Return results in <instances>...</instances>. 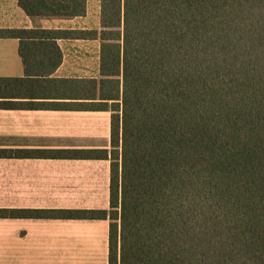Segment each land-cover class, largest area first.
I'll return each mask as SVG.
<instances>
[{
  "label": "trees",
  "instance_id": "16d2710c",
  "mask_svg": "<svg viewBox=\"0 0 264 264\" xmlns=\"http://www.w3.org/2000/svg\"><path fill=\"white\" fill-rule=\"evenodd\" d=\"M18 6L32 18L86 13V0ZM0 38L20 41L25 75L0 78V108L56 107L11 100L36 99L34 83L48 82L88 101L81 110L111 113L109 150L0 149L109 160L107 211L0 209V218L108 220V264H264V0H100L98 30ZM58 39H98L100 79H46L62 62Z\"/></svg>",
  "mask_w": 264,
  "mask_h": 264
},
{
  "label": "crops",
  "instance_id": "0c3cea01",
  "mask_svg": "<svg viewBox=\"0 0 264 264\" xmlns=\"http://www.w3.org/2000/svg\"><path fill=\"white\" fill-rule=\"evenodd\" d=\"M99 14L100 0H86L85 15L71 19L32 18L18 0H0V30H98ZM55 43L62 62L46 79H100L98 39ZM19 44L0 38V78L25 77ZM46 86L34 83L36 99L11 100L56 107L0 108V149L109 150L110 111L81 110L75 105L88 101L66 99V85L57 95ZM3 97L0 101L8 100ZM109 177L110 162L104 159L0 158V209L107 211ZM108 232L109 221L102 219L0 218V264H108Z\"/></svg>",
  "mask_w": 264,
  "mask_h": 264
}]
</instances>
